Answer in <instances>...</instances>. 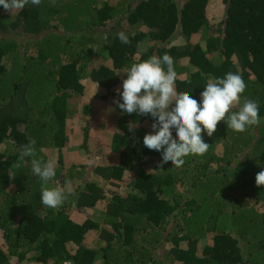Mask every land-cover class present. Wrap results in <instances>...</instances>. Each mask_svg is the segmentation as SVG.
Returning <instances> with one entry per match:
<instances>
[{
  "label": "trees",
  "instance_id": "16d2710c",
  "mask_svg": "<svg viewBox=\"0 0 264 264\" xmlns=\"http://www.w3.org/2000/svg\"><path fill=\"white\" fill-rule=\"evenodd\" d=\"M212 2L0 6V264H264V0H217L214 13ZM165 52L176 90L197 99L210 78L241 75L232 111L255 100L260 122L237 132L220 121L202 132L205 154L160 169L161 154L143 145L152 117L114 100L125 69ZM31 139L36 158L56 161L48 186L73 187L56 209L41 204L31 157L12 167ZM101 203L102 219L83 217Z\"/></svg>",
  "mask_w": 264,
  "mask_h": 264
},
{
  "label": "clouds",
  "instance_id": "9594fccd",
  "mask_svg": "<svg viewBox=\"0 0 264 264\" xmlns=\"http://www.w3.org/2000/svg\"><path fill=\"white\" fill-rule=\"evenodd\" d=\"M29 2L37 6L41 4V0H0V6L12 15L24 9ZM117 36L121 43H131L124 31L117 33ZM123 73L127 74L122 81L123 90L116 89L119 98L114 100V104L122 113L152 117L153 131L144 136L143 145L161 154L160 169L169 161L173 167H181L185 157L205 154L210 145L204 142L202 132L206 131L211 137L220 121H225L228 129L237 132H243L248 126L260 122L259 105L255 100L245 98L242 107L232 111L247 87L237 73L229 71L222 78H210L199 99L176 90L174 60L167 52L162 57L152 55L142 62L133 63ZM135 128L134 122L130 121L128 130L133 133V138ZM173 129L176 131L175 137ZM35 144L36 141L31 139L22 145L19 161L12 167L20 168L25 158L31 157L32 172L42 182L41 204L56 209L65 199L62 188L48 186L56 176V161L36 158ZM255 180L257 186H264V170L256 174Z\"/></svg>",
  "mask_w": 264,
  "mask_h": 264
},
{
  "label": "rangeland",
  "instance_id": "374dc122",
  "mask_svg": "<svg viewBox=\"0 0 264 264\" xmlns=\"http://www.w3.org/2000/svg\"><path fill=\"white\" fill-rule=\"evenodd\" d=\"M216 2H217V0H213V2L211 3V5H212L211 6V10L212 11L216 10ZM87 94H88V97H93V95L95 94L94 87H89V89H87ZM106 110L108 111V113H111L112 107H110V108H108ZM109 115H107L104 119L105 120L108 119ZM95 116H98V114L97 113H91L90 115H84L83 117L85 119H90V118L98 119V117H95ZM73 151H75V150H73ZM108 152H109V149H105L104 148V154L108 153ZM66 153H68L70 155V159H75L76 158V155L74 154V152L66 151ZM56 186L62 188L64 190L65 195H69L70 193L73 192V190H72L73 187L69 188V187H66V186H59L58 183H56ZM66 200L68 201L69 199L65 198L64 201H66ZM103 208H105L104 204L101 203V204H99V206H97L96 208L93 209L92 213H88L87 212V213H85L83 215V217H85V216H95L96 218L102 219L103 216H104V213L102 211ZM2 243H3V238H2V232L0 231V244H2ZM95 244H96L95 242H92L91 246H95ZM36 264H40V263H36Z\"/></svg>",
  "mask_w": 264,
  "mask_h": 264
},
{
  "label": "built area",
  "instance_id": "2783aa9c",
  "mask_svg": "<svg viewBox=\"0 0 264 264\" xmlns=\"http://www.w3.org/2000/svg\"><path fill=\"white\" fill-rule=\"evenodd\" d=\"M63 264H76V263H74V261L72 260H66Z\"/></svg>",
  "mask_w": 264,
  "mask_h": 264
},
{
  "label": "crops",
  "instance_id": "0c3cea01",
  "mask_svg": "<svg viewBox=\"0 0 264 264\" xmlns=\"http://www.w3.org/2000/svg\"><path fill=\"white\" fill-rule=\"evenodd\" d=\"M211 6H212V5H211ZM211 6H210V7H211ZM214 11H215V10H214ZM214 11H212V12H214ZM98 151H99V150H98Z\"/></svg>",
  "mask_w": 264,
  "mask_h": 264
}]
</instances>
